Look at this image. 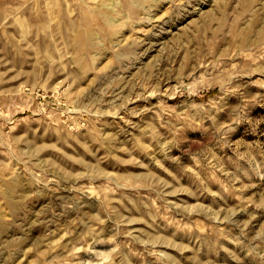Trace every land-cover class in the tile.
<instances>
[{
  "label": "rangeland",
  "instance_id": "obj_1",
  "mask_svg": "<svg viewBox=\"0 0 264 264\" xmlns=\"http://www.w3.org/2000/svg\"><path fill=\"white\" fill-rule=\"evenodd\" d=\"M0 264H264V0H0Z\"/></svg>",
  "mask_w": 264,
  "mask_h": 264
}]
</instances>
